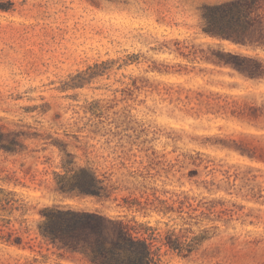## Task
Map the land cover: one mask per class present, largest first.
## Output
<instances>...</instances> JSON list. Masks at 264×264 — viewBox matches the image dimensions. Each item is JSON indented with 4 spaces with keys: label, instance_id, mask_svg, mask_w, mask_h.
Wrapping results in <instances>:
<instances>
[{
    "label": "rangeland",
    "instance_id": "obj_1",
    "mask_svg": "<svg viewBox=\"0 0 264 264\" xmlns=\"http://www.w3.org/2000/svg\"><path fill=\"white\" fill-rule=\"evenodd\" d=\"M233 1L0 0V185L21 207L0 233L23 238L0 264H91L41 236L52 206L211 237L162 264H264V0L239 36L204 32ZM67 160L110 196L56 190Z\"/></svg>",
    "mask_w": 264,
    "mask_h": 264
},
{
    "label": "trees",
    "instance_id": "obj_2",
    "mask_svg": "<svg viewBox=\"0 0 264 264\" xmlns=\"http://www.w3.org/2000/svg\"><path fill=\"white\" fill-rule=\"evenodd\" d=\"M257 5L258 0H238L206 7L204 32L222 37L239 36L253 27ZM1 146L0 141V149L7 148ZM62 167L63 172L55 173L59 192L100 198L110 196L105 181L90 166L76 167L74 161L67 160ZM15 195L13 190L0 185V225L10 226L11 216L20 210ZM185 203L181 201L179 212H184ZM158 211L167 216L175 210L166 206ZM42 215L41 236L61 248L80 252L91 264H162L169 253L182 258L192 256L211 238L206 231L178 234L176 228L163 230L149 221L140 222L135 218L128 223H115L110 233L109 222L98 213L71 207H46ZM0 241L23 245V238L12 231L0 233Z\"/></svg>",
    "mask_w": 264,
    "mask_h": 264
}]
</instances>
